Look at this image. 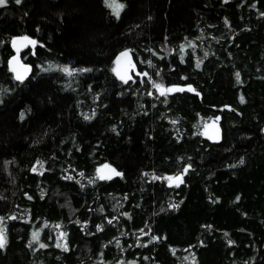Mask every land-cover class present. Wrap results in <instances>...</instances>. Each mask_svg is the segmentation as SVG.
Returning <instances> with one entry per match:
<instances>
[{
	"label": "trees",
	"instance_id": "trees-1",
	"mask_svg": "<svg viewBox=\"0 0 264 264\" xmlns=\"http://www.w3.org/2000/svg\"><path fill=\"white\" fill-rule=\"evenodd\" d=\"M117 2L119 18L104 0L0 7V264H264V0ZM106 164L122 176L98 179Z\"/></svg>",
	"mask_w": 264,
	"mask_h": 264
},
{
	"label": "snow or ice",
	"instance_id": "snow-or-ice-1",
	"mask_svg": "<svg viewBox=\"0 0 264 264\" xmlns=\"http://www.w3.org/2000/svg\"><path fill=\"white\" fill-rule=\"evenodd\" d=\"M8 0H0V7L5 6L7 4ZM22 2V0H15L16 4H20ZM225 2H227V0H225ZM104 4L106 7L110 8L113 12V14L119 18L121 11L124 9L125 5L122 3H118L117 0H104ZM261 15H264V13H262ZM20 41H22V46H27L28 44H31L33 47L36 45V41L35 40H31L28 37H21L18 38ZM13 46L16 47L17 45V40H13L12 41ZM129 51L130 50H126L125 52H122L120 54V57H128L129 56ZM17 53H19V48H17ZM120 57H117V62L119 63ZM181 60H183V57L181 56ZM151 63V62H149ZM9 64L11 65L10 67V71H12L13 73H15V79L17 81H21L23 82V80L26 78L27 72L29 71V69L27 68V66H23L19 64V60L18 57H13L11 61H9ZM131 66V65H130ZM50 68L53 67L52 65L49 66ZM57 68H60L61 71H63L64 73H66L68 76H72L75 73L78 72H87V71H91V69H74L71 68L70 66H55ZM197 67H199V63H197ZM23 68V71H21L20 69ZM118 75H120V73H117ZM144 76H147L148 74L145 72L143 73ZM236 77L237 80H240V74L237 72L236 73ZM120 78L122 80H124L125 83H127L128 79H131L130 76H128L126 78V73L125 75H120ZM154 87H156L159 91H160V95H166L167 93H171V92H178V91H184L185 89L179 86H173V87H168L165 88L163 85L161 84H153ZM188 91H195V89H193L190 85L187 88ZM241 101L243 102V97H241ZM21 118H23V114H21ZM91 117L85 116V119H90ZM173 123H176L175 121H173ZM243 160L240 161L241 164H243ZM37 164L41 166V168L43 167V162L41 161H37ZM188 168H190V165L186 168L183 169V172L181 174H178L176 176H170V177H166L165 179H167L169 181V183H175L176 187H179V185L181 183H183V173H186L188 171ZM107 169L109 170L110 174H105L104 170ZM33 171H36V168L32 169ZM97 173H98V179L100 180H105V179H112L113 175L115 176H122V173L118 172L116 169L111 168L110 165H104L101 169H97ZM42 174V173H41ZM81 175H83L81 173ZM145 175H148L147 173H145ZM66 179L70 178V177H65ZM153 179H160L159 177H155L153 176ZM90 183L92 181H89ZM237 199H239V197H237ZM172 207H178V205H171ZM4 217H0V249H3L6 247L7 245V229L6 226H4ZM10 219H16L15 216L10 217ZM109 223H111V221H109ZM57 227H59L57 225ZM99 228V226H98ZM143 231V230H141ZM66 233H60V236L62 238L66 237ZM145 235H147V233H145ZM227 235V234H225ZM39 239V233L38 232H33L32 234V241H37ZM160 239V237H156L153 236L152 239L149 241V243H151L154 240H158ZM229 244L234 243L233 241L229 240L228 241ZM47 245L41 244L40 247L44 248ZM57 247H63L65 251H67V245L65 244H61L59 242V240L57 241L56 244ZM146 246V245H145ZM29 247H31V242L29 243ZM121 264H123V262H121Z\"/></svg>",
	"mask_w": 264,
	"mask_h": 264
},
{
	"label": "water",
	"instance_id": "water-1",
	"mask_svg": "<svg viewBox=\"0 0 264 264\" xmlns=\"http://www.w3.org/2000/svg\"><path fill=\"white\" fill-rule=\"evenodd\" d=\"M21 37H28L31 40H35L36 41V39L33 38L30 35H23L22 34V35H16V36H14L11 39V46H12V49H13V54L8 59V65H9V68H10L11 65L9 64V61H11L14 56L15 57H18L19 64L20 65H23V66H27V68L29 69V71L27 72V75H26V77H27L30 74L31 70H32V66H31L30 63L25 62L22 59L21 53L23 51H25L29 46H32V45L31 44H28L27 46H22V43L23 42L18 39V38H21ZM14 39L17 40L16 47H14L13 46V43H12V41ZM17 48H19V53H17ZM126 50H129V49H123L115 57V61H114V71H115V74L117 75L118 78H120V75H125V73H126V78L128 76L131 77L132 75L139 74V69H138V67L136 65V62H135V60L133 58V55H132V52L131 51H129V56L128 57H120V54L122 52H125ZM117 57H120L119 63L117 62ZM20 70L23 71V68H21ZM118 72L120 73V75L117 74ZM13 74L15 76V73H13ZM176 86L182 87L181 85H176ZM205 132H206L207 136H209L210 138L217 139L220 136V128H219L218 123L215 121V122H212L211 124H209L206 127ZM106 165H110V164H106ZM110 166H111V168H114L112 165H110ZM104 172H105V174H110L109 170H107V169H105ZM113 176H115V175H113Z\"/></svg>",
	"mask_w": 264,
	"mask_h": 264
},
{
	"label": "rangeland",
	"instance_id": "rangeland-1",
	"mask_svg": "<svg viewBox=\"0 0 264 264\" xmlns=\"http://www.w3.org/2000/svg\"><path fill=\"white\" fill-rule=\"evenodd\" d=\"M212 122H215V121L212 120V121H210V122H208V123L206 124V126H205V130H206V127H207L209 124H211ZM103 166H104V165H103ZM103 166H101L100 169H101ZM176 175H178V174H168L166 177L176 176ZM166 180H167V179H166ZM167 183L170 184L168 180H167ZM171 184H175V183H171Z\"/></svg>",
	"mask_w": 264,
	"mask_h": 264
},
{
	"label": "flooded vegetation",
	"instance_id": "flooded-vegetation-1",
	"mask_svg": "<svg viewBox=\"0 0 264 264\" xmlns=\"http://www.w3.org/2000/svg\"><path fill=\"white\" fill-rule=\"evenodd\" d=\"M12 50H13V49H12ZM23 52H24V51H23ZM23 52H22V53H23ZM22 53H21V54H22Z\"/></svg>",
	"mask_w": 264,
	"mask_h": 264
}]
</instances>
